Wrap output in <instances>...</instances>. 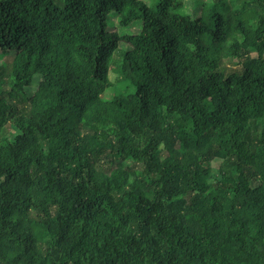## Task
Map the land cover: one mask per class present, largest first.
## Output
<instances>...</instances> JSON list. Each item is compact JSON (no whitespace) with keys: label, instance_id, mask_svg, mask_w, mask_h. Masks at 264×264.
Here are the masks:
<instances>
[{"label":"trees","instance_id":"16d2710c","mask_svg":"<svg viewBox=\"0 0 264 264\" xmlns=\"http://www.w3.org/2000/svg\"><path fill=\"white\" fill-rule=\"evenodd\" d=\"M192 1L0 0V264H264V0Z\"/></svg>","mask_w":264,"mask_h":264},{"label":"rangeland","instance_id":"374dc122","mask_svg":"<svg viewBox=\"0 0 264 264\" xmlns=\"http://www.w3.org/2000/svg\"><path fill=\"white\" fill-rule=\"evenodd\" d=\"M146 1L151 5V7L154 8L156 6L157 0H146ZM185 1L187 2L186 3L187 4V9L188 10H192L193 1L192 0H185ZM204 1H206V0H204ZM241 1H243V2L248 1L247 2L248 6H251V5L255 4V2L253 0H241ZM241 1H238V2L241 3ZM116 18H118L117 13H113L112 17H111L112 22H111V25H110V31H116L122 36H124V35L127 36V35H129L130 32H134L133 30L141 29V25H142L141 23H138L136 25V27H134L132 29H128L126 27H122V26L119 25L118 21H116L117 20ZM127 46H128V44L126 42H122L120 44L119 49L117 50V52L113 56V59H112L113 65H112V71H111L110 75H111L112 82L117 84L115 86L118 87V88H117V91H114L112 89L109 90V91H106L103 94V96H105V97L111 98L113 96V94H118L119 92H126L127 91V88H128L127 85H122L121 86L120 84H118V79L121 77L120 73H118V69L121 70V65L123 63L122 60H123L124 54L128 50ZM5 60L9 62V61L12 60V58L7 56V57H5ZM222 64L224 66H227V67H236V63L232 59V57H224L223 61H222ZM6 73L7 74L5 76L7 78V75L9 73V69L8 70L6 69ZM6 88L9 90L10 86H7ZM35 89H36L35 87H32V89L30 90L31 93H33L35 91ZM17 102L19 103L20 106H24L23 102H20V101H17ZM1 133L2 134H11L12 131H11V129L6 127L4 130H2Z\"/></svg>","mask_w":264,"mask_h":264}]
</instances>
